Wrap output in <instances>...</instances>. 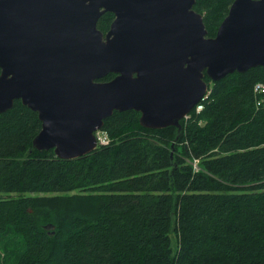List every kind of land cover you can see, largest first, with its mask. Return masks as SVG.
Here are the masks:
<instances>
[{"label":"trees","instance_id":"trees-1","mask_svg":"<svg viewBox=\"0 0 264 264\" xmlns=\"http://www.w3.org/2000/svg\"><path fill=\"white\" fill-rule=\"evenodd\" d=\"M233 1L196 0L210 36ZM114 18L106 11L98 27ZM205 79L204 108L179 136L198 171L171 155L177 127L141 126L136 110L106 118L111 144L74 159L33 147L42 121L21 100L0 113L5 263L264 264V104L254 90L264 68Z\"/></svg>","mask_w":264,"mask_h":264},{"label":"water","instance_id":"water-1","mask_svg":"<svg viewBox=\"0 0 264 264\" xmlns=\"http://www.w3.org/2000/svg\"><path fill=\"white\" fill-rule=\"evenodd\" d=\"M195 3L0 0V113L15 100L38 112L33 147L63 159L94 151L115 111L140 112L146 128L175 126L178 140L206 76L264 68V0H234L214 36ZM106 11L115 18L103 32Z\"/></svg>","mask_w":264,"mask_h":264},{"label":"rangeland","instance_id":"rangeland-1","mask_svg":"<svg viewBox=\"0 0 264 264\" xmlns=\"http://www.w3.org/2000/svg\"><path fill=\"white\" fill-rule=\"evenodd\" d=\"M202 13L205 15V11L202 12ZM217 30H218V27H217L216 31ZM210 84H212V83H210ZM210 88L211 87H209V90L207 91L208 92L207 94H209L211 92ZM140 115H141V113H140ZM191 118H192V115L189 114L185 119H183L184 129H185V126L189 123V121H191ZM153 135L154 134L151 133V134H149V137L151 139H153ZM155 136L158 137V138H164L165 137V135L161 134V133H156ZM173 137H174V135L171 136V140L169 141V142H171V144H169V149H170L171 153H173V155H175L176 157L187 159L193 165L194 170L198 171L201 168L200 167V160L196 159V158H188L187 156H185L183 154V147H184L185 140L183 141L182 140L183 138L181 137L179 140H176V142L174 143V139L172 140ZM29 153H31V151H29L28 154ZM1 196H4V194H0V197ZM172 244L174 246V249L176 250L178 245H177V239H176L174 233L172 234ZM6 258H7V252L3 248L0 247V263L1 264H6L5 263Z\"/></svg>","mask_w":264,"mask_h":264},{"label":"built area","instance_id":"built-area-1","mask_svg":"<svg viewBox=\"0 0 264 264\" xmlns=\"http://www.w3.org/2000/svg\"><path fill=\"white\" fill-rule=\"evenodd\" d=\"M254 90L256 94L258 95L257 105H263L264 104V82L256 83ZM207 97H208V94H206L201 99V101L195 106L197 113L203 110L204 104L202 103V100H204ZM95 133H96V140H97L98 147L111 144L112 138L107 130H105L104 128H101V129H98Z\"/></svg>","mask_w":264,"mask_h":264}]
</instances>
